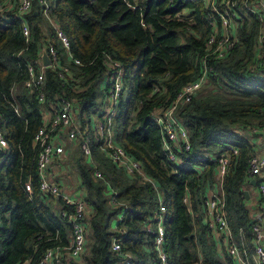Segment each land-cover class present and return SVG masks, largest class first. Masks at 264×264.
Returning <instances> with one entry per match:
<instances>
[{"label":"trees","instance_id":"trees-1","mask_svg":"<svg viewBox=\"0 0 264 264\" xmlns=\"http://www.w3.org/2000/svg\"><path fill=\"white\" fill-rule=\"evenodd\" d=\"M255 1L237 0L236 44L226 57L216 58L207 56L206 46L213 33L211 21L219 23L212 0H51L50 16L69 37L71 51L83 65L69 63L66 81L46 70L45 103L40 104L37 93L25 88L23 61L36 59L46 38L61 54L63 50L50 23L35 14L37 5L22 16L18 0H0V109L8 142L0 149V264H39L48 249L69 246L74 207L40 189L34 138L43 125V113L62 98L73 101L77 120L87 125L89 110L98 99L102 106L105 54L119 60L125 70L113 122L114 142L141 163L144 176L130 175L113 162L94 133V164L85 160L79 139L59 135L56 145L62 152L49 168L50 179L58 182L54 170L66 166V175L75 179L72 195L85 204V250L68 262L118 264L127 253L133 264H162L155 236L147 231L160 217L161 198L166 264H237L218 247L205 223L204 202L218 180L213 159L225 156L229 224L236 234L245 231L252 248L254 223L243 189L251 181L250 160L264 147V134L256 132L264 124V47L259 43L262 24L253 12ZM25 21L31 41L19 56L26 46ZM205 58L209 71L203 85L210 87L200 88L176 110L189 133L191 150L182 149L180 163L173 165L153 114L201 76ZM121 230L125 232L120 236L121 252L116 253L112 247Z\"/></svg>","mask_w":264,"mask_h":264},{"label":"built area","instance_id":"built-area-1","mask_svg":"<svg viewBox=\"0 0 264 264\" xmlns=\"http://www.w3.org/2000/svg\"><path fill=\"white\" fill-rule=\"evenodd\" d=\"M247 1V0H245ZM261 6L260 9H254L253 12L259 16L262 24V30L259 38V43L264 47V0H256ZM237 0H221L216 4L212 0V10L217 20L211 21L213 33L207 41V50L209 55L216 58H224L233 49L236 44L234 37V19L237 14L235 12V5ZM39 10H35V14H41L47 17L50 29L53 30V38L58 42L62 48L61 54L58 47L54 44L51 38H46L44 47L36 59L31 62L23 61L27 79L25 88L36 92L37 99L40 104L45 103V78L46 70L50 69L56 72L61 81H66L69 78L70 69L69 63L76 66H82V61L75 57L71 51L70 40L66 33L61 29L60 25L56 23L55 19L50 16L51 0H18V12L22 16L31 13L35 6ZM22 32L26 40L25 48L20 51L19 56L28 49L30 44V27L26 23L23 24ZM43 51H46L50 64L45 65L42 59ZM105 54V53H104ZM106 76L101 83L102 92V108L96 115L94 121L87 119V125L83 126L77 120V111L73 105V101L62 98L60 102L53 103L50 106L51 110H46L43 113V125L39 128L34 143L37 146V160L36 166L40 177V189L49 192L56 198H62L68 205L74 207V214L71 216L72 234L69 246L66 248L68 255L74 259L81 256L85 250L86 235L84 225V202L74 195H69L62 191L61 188L52 182L50 179L49 168L57 154H61L62 150L56 145L58 137L61 133H65L69 139H79L81 142V150L85 160L94 164L93 150L91 147V133H94L96 142L102 144V148L108 151V157L113 161L121 164L130 175H142L141 163L129 157L125 150L115 144L114 142V128L113 122L117 111L119 100L124 92V75L125 70L123 64L114 59L108 54H105ZM204 68L201 76L194 82L188 83L177 95L176 99L168 107H160L153 114V120L159 126L162 134L163 150L167 153L168 161L170 164L176 165L180 163L179 153L191 150L190 136L176 115V110L180 104L186 103L205 83L208 77V67L206 58L203 61ZM15 112L18 114L19 109L16 107ZM5 124L4 114L0 109V149L6 148L8 142L5 138L3 127ZM264 134V124L262 129L259 130ZM213 161L218 164V172L220 173V186L211 191L210 195L205 199L204 205L206 209V224L211 230L219 246L225 245L227 251L233 259L237 260L240 264H251L249 259V249L245 245L244 230L240 229L241 243L238 244L234 238V232L229 224L227 216L226 196L223 190V179L228 169V158L220 156ZM248 179L258 180V191L261 200L264 202V153L255 155L250 160L249 170L247 172ZM100 177L98 172L95 173ZM114 202V201H113ZM160 202V217L157 219V224L153 228L150 224L147 231L155 236L156 247L158 250L159 258L162 264L167 262V254L165 253L164 239L165 227L163 224L162 215L165 209ZM124 230L119 232L117 238L114 239L113 251L121 252L120 236L124 234ZM251 241L254 246L253 259L256 264H264V233L257 225H253L251 229ZM39 264H70L65 258V253L61 248L48 249ZM118 264H133L131 255L125 253L121 256Z\"/></svg>","mask_w":264,"mask_h":264},{"label":"crops","instance_id":"crops-1","mask_svg":"<svg viewBox=\"0 0 264 264\" xmlns=\"http://www.w3.org/2000/svg\"><path fill=\"white\" fill-rule=\"evenodd\" d=\"M261 6H259L258 2L255 1V5H253V10L255 9H260ZM200 90V89H199ZM198 90V92H199ZM177 115V114H176ZM96 119V118H95ZM179 119V118H178ZM180 120V119H179ZM181 121V120H180ZM183 124V123H182ZM184 125V124H183ZM186 128V127H185ZM256 132H260L259 130H257ZM261 154L264 153V147L262 149V151L260 152ZM215 159V158H214ZM55 176L59 175V179H57L58 182H56L57 184H59L62 188V190L64 192H66L67 194L69 195H72L74 194L72 192L73 190V187H72V181L75 180L73 178L70 177V175H66L65 171H67V168L63 167L61 168V171L58 169V167L56 166L55 168ZM60 173V174H59ZM218 175V174H217ZM220 173L218 175V180H217V183H216V186L215 188H219L220 186ZM254 180H251L250 183H248L245 188L243 189V193L245 191H247L249 193V198L246 199V196L244 194V197H245V203L247 204V207L249 209V212H250V221H252L254 223V225H257L261 228L262 232L264 233V202H262L261 198H260V194H259V191H258V187H257V184L256 182L255 183H252ZM214 188V189H215ZM211 191L208 193V196L210 195ZM229 221V220H228ZM206 223V222H205ZM244 232V240L246 242V246L248 247L249 249V259H250V263L251 264H256L254 262V259H253V254H254V246H253V243L252 241L250 240V244L252 246V248L250 247V245L247 243V240H246V237H245V231ZM234 238L236 240V242L238 244L241 243V237H240V233L238 231V233L236 234L234 232ZM218 244V247H220L222 250H225L226 253H228L227 251V248L225 245H222V246H219V243ZM64 253H65V258L69 261L71 259H74L72 258L71 256L68 255V252L66 249L63 250ZM229 254V253H228ZM234 261L237 263V264H240L237 260L234 259Z\"/></svg>","mask_w":264,"mask_h":264},{"label":"rangeland","instance_id":"rangeland-1","mask_svg":"<svg viewBox=\"0 0 264 264\" xmlns=\"http://www.w3.org/2000/svg\"><path fill=\"white\" fill-rule=\"evenodd\" d=\"M44 18H45V21L47 22V24H49V21H48V19H47V17H45L44 16ZM206 82V81H205ZM208 83H206L205 85H203L201 88L203 89H205V88H207V86L208 87H210L209 86V84L207 85ZM101 108H102V106H101V102H100V99H98L97 100V103L95 104V106H93L90 110H89V112H90V115H89V118L90 119H92L93 121H94V119L96 118V115L95 114H97L100 110H101ZM66 167V166H65ZM65 173L67 174L68 173V171H65Z\"/></svg>","mask_w":264,"mask_h":264},{"label":"water","instance_id":"water-1","mask_svg":"<svg viewBox=\"0 0 264 264\" xmlns=\"http://www.w3.org/2000/svg\"><path fill=\"white\" fill-rule=\"evenodd\" d=\"M90 1H94V0H90ZM42 59H43V62L45 65H49L50 64V59L46 53V51H43V54H42ZM252 183H255L254 181ZM245 196H246V199L249 198V193L247 191L244 192Z\"/></svg>","mask_w":264,"mask_h":264}]
</instances>
